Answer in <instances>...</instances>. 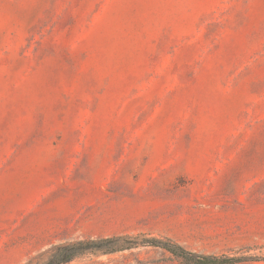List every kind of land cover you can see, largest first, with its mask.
Wrapping results in <instances>:
<instances>
[{"label":"rangeland","instance_id":"obj_1","mask_svg":"<svg viewBox=\"0 0 264 264\" xmlns=\"http://www.w3.org/2000/svg\"><path fill=\"white\" fill-rule=\"evenodd\" d=\"M264 264V0H0V264Z\"/></svg>","mask_w":264,"mask_h":264},{"label":"trees","instance_id":"obj_2","mask_svg":"<svg viewBox=\"0 0 264 264\" xmlns=\"http://www.w3.org/2000/svg\"><path fill=\"white\" fill-rule=\"evenodd\" d=\"M120 237H100L75 239L69 242L54 244L40 254L45 256L41 264H63L85 251H99L103 253L113 252L125 248L119 244ZM151 245H157L175 257L182 260L185 264H229L234 261L228 256L200 255L184 249L175 244L161 242L158 240L149 241ZM29 259L25 264H30Z\"/></svg>","mask_w":264,"mask_h":264}]
</instances>
